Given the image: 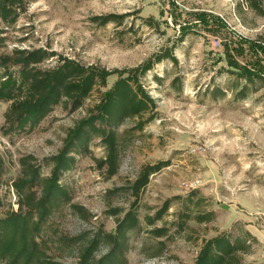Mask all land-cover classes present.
<instances>
[{
    "label": "rangeland",
    "instance_id": "374dc122",
    "mask_svg": "<svg viewBox=\"0 0 264 264\" xmlns=\"http://www.w3.org/2000/svg\"><path fill=\"white\" fill-rule=\"evenodd\" d=\"M108 14L128 16L106 25L93 19ZM0 28L6 36L2 53L16 48L54 52L43 68L66 57L109 70L132 69L167 49L177 58L155 64L141 79L155 100L154 118L143 129H134L139 118L118 128V174L106 181L97 169L95 159L105 150L95 137L90 153L76 155L75 167L63 175L73 202L93 217L84 221L65 208L49 222L43 238L54 259L77 264L79 247L67 248V238L91 235L102 224L115 231L107 210H127L134 198L128 190L107 191L128 188L144 165L160 161L169 165L150 177L139 212L145 226L146 206L154 208L153 215L165 200L180 196L156 225L169 226L174 235L153 257L167 239L151 237L146 227L131 232L129 264H191L204 239L225 232L242 235L249 224L264 230V80L246 81L239 73L244 67L264 73V0H29L15 25L0 20ZM117 78L111 76L107 88L97 87L77 111L70 112L62 101L34 130L11 136L2 132L9 104L0 101V215L16 208L12 184L21 173L20 159L35 156L49 174L44 160L63 148L69 131L90 115ZM193 190L204 201L192 214L214 212L215 217L202 224L192 218L175 233L183 198ZM252 255L246 261L261 264L257 246Z\"/></svg>",
    "mask_w": 264,
    "mask_h": 264
},
{
    "label": "trees",
    "instance_id": "16d2710c",
    "mask_svg": "<svg viewBox=\"0 0 264 264\" xmlns=\"http://www.w3.org/2000/svg\"><path fill=\"white\" fill-rule=\"evenodd\" d=\"M28 2L0 0V20L6 26L15 25ZM127 16L108 14L93 19L106 25L112 21H123ZM5 41L6 36L0 28V48ZM54 56V52L44 48H16L11 53L0 52V101L9 104L2 127L5 136L34 130L62 101H67L66 107L70 112L77 111L97 87L107 88L111 76L117 75L118 78L102 92L90 115L69 131L63 148L44 160L45 165L50 167L49 174H44V166L35 156L26 155L20 159L21 173L12 184L17 199L14 204L16 208L0 215V264H62L49 253L50 244L43 238L47 225L65 208L84 221L93 217L85 206L73 202L71 190L62 183L63 175L75 167L76 155L90 153V143L98 137L105 155L95 159L97 169L106 181L116 176L120 169L121 147L118 128L127 120L139 118L134 129H143L154 118L155 100L141 79L155 64L166 59L177 62L173 50L167 49L132 69L109 70L66 57H60L58 65L54 67L40 66ZM239 71L246 81L253 82L255 78L264 80V73L259 69L244 67ZM145 115H148L146 119ZM168 165L169 161L146 164L128 188L122 186L107 191V195H116L128 190L134 199L127 210L120 207L107 210V214L115 219V231L106 230L102 224L91 235L81 233L63 242L67 248L79 247L77 264H129L130 233L145 227L151 237L167 239L159 242L153 257L160 256L174 234L171 235L169 226H156L157 222H163L171 204L182 198L176 196L165 200L153 215L149 211L154 208L146 206L147 212L143 216L145 226L139 208L141 194L148 186L150 177ZM3 169L4 160L0 156V177ZM183 199V212L179 213V220L174 223L177 229L175 233L186 229L187 220L193 218L202 224L215 217L214 212L192 214V210L199 208L201 201H204L198 196V190H193ZM258 244V239L248 230L237 236L231 232L220 233L203 240L191 264H255L246 261V257L254 253ZM104 247L106 252L99 255Z\"/></svg>",
    "mask_w": 264,
    "mask_h": 264
},
{
    "label": "crops",
    "instance_id": "0c3cea01",
    "mask_svg": "<svg viewBox=\"0 0 264 264\" xmlns=\"http://www.w3.org/2000/svg\"><path fill=\"white\" fill-rule=\"evenodd\" d=\"M247 230L253 235V236H255L257 239H258V241H259V244L257 245V247H258V250H259V252L261 253V260L259 261V263H261V264H264V230H260V229H258L257 227H255V226H252V225H248L247 226ZM253 255L251 254V255H249V257H252ZM248 257V256H247ZM246 257V258H247ZM257 261V260H256ZM249 262V261H248ZM254 262H255V260H254ZM253 262V263H254ZM193 263V262H192ZM255 264H256V262H255Z\"/></svg>",
    "mask_w": 264,
    "mask_h": 264
}]
</instances>
